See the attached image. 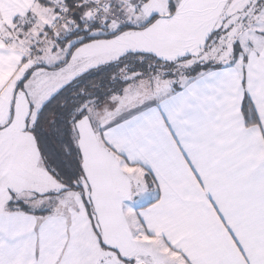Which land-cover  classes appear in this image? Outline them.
<instances>
[{
  "label": "snow or ice",
  "instance_id": "6c2138e0",
  "mask_svg": "<svg viewBox=\"0 0 264 264\" xmlns=\"http://www.w3.org/2000/svg\"><path fill=\"white\" fill-rule=\"evenodd\" d=\"M0 264H264V0H0Z\"/></svg>",
  "mask_w": 264,
  "mask_h": 264
}]
</instances>
